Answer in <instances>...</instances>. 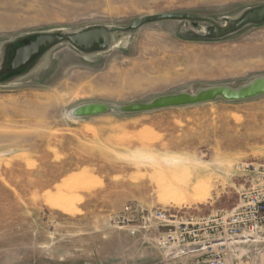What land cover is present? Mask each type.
<instances>
[{
  "label": "rangeland",
  "instance_id": "rangeland-1",
  "mask_svg": "<svg viewBox=\"0 0 264 264\" xmlns=\"http://www.w3.org/2000/svg\"><path fill=\"white\" fill-rule=\"evenodd\" d=\"M163 13L195 19L133 26ZM262 78L264 0H0V264L189 263L161 235L264 184V91L150 105ZM226 242L264 264V231Z\"/></svg>",
  "mask_w": 264,
  "mask_h": 264
},
{
  "label": "built area",
  "instance_id": "built-area-1",
  "mask_svg": "<svg viewBox=\"0 0 264 264\" xmlns=\"http://www.w3.org/2000/svg\"><path fill=\"white\" fill-rule=\"evenodd\" d=\"M264 177V166L261 167ZM256 168H253L255 170ZM149 217L160 221L170 220L171 215L160 209L148 212ZM216 227H202L180 222L160 237L164 248L192 249L196 252L187 264H243L240 260L228 261L227 240H247L264 231V184L245 190L238 203L226 213L214 219Z\"/></svg>",
  "mask_w": 264,
  "mask_h": 264
},
{
  "label": "water",
  "instance_id": "water-1",
  "mask_svg": "<svg viewBox=\"0 0 264 264\" xmlns=\"http://www.w3.org/2000/svg\"><path fill=\"white\" fill-rule=\"evenodd\" d=\"M263 15L262 11H255L248 15L249 20H256L260 18ZM164 19H175V20H182V19H195V17L184 14V13H163L158 15H151V16H145L141 17L137 21L134 22L133 26L137 27L144 23L149 22H155L159 20ZM89 38V35H83L80 37V41L87 40ZM43 45V41H39L37 43H33L29 46H26L24 48L19 49L14 57L13 65L18 67L26 63L30 60V58L33 55H36L39 51V48ZM31 48V53L28 54L26 57L18 58V54L20 51ZM264 91V78L257 80L253 84H251L248 87H245L239 91H233L227 88H214V89H208L205 91H202L198 93L197 95H187V94H181L173 97H164L155 100L150 106H163V105H174V104H182V103H189V102H197V101H203L206 99H212L216 97L217 95H221L225 98H240V97H246L255 93H259ZM148 106H142V105H136L132 106L129 109H143Z\"/></svg>",
  "mask_w": 264,
  "mask_h": 264
},
{
  "label": "bare ground",
  "instance_id": "bare-ground-1",
  "mask_svg": "<svg viewBox=\"0 0 264 264\" xmlns=\"http://www.w3.org/2000/svg\"><path fill=\"white\" fill-rule=\"evenodd\" d=\"M32 51H31V48H26V49H24V50H22V51H20L19 52V54H18V58L20 59L21 57L23 58V57H26V56H28V54L29 53H31ZM73 185V184H72Z\"/></svg>",
  "mask_w": 264,
  "mask_h": 264
}]
</instances>
